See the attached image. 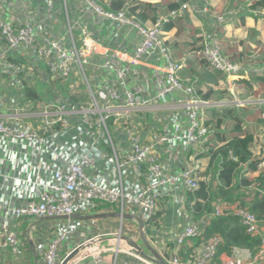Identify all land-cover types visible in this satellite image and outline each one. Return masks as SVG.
<instances>
[{
	"label": "built area",
	"instance_id": "built-area-1",
	"mask_svg": "<svg viewBox=\"0 0 264 264\" xmlns=\"http://www.w3.org/2000/svg\"><path fill=\"white\" fill-rule=\"evenodd\" d=\"M196 8L185 2L144 23L98 0H0V264H62L77 249L67 264L92 257L99 264L106 253L107 264H157L123 236L139 243L145 236L171 264L264 262V223L239 201H216L200 219L187 206V192L201 181L217 184L208 167L210 148L219 145L210 100L180 72L204 59L242 105L235 78L248 70L222 52L221 14L200 49L173 56L164 25ZM200 9L212 15L208 3ZM262 140L264 129L255 136ZM256 156L264 172V157ZM170 207L175 224L153 221ZM91 214L101 216L71 218ZM227 214L261 237L254 255L235 249L218 262V235L194 241L212 217ZM113 215L119 230L101 220ZM28 219L35 223L24 227ZM45 221H52L47 231L36 234Z\"/></svg>",
	"mask_w": 264,
	"mask_h": 264
},
{
	"label": "trees",
	"instance_id": "trees-1",
	"mask_svg": "<svg viewBox=\"0 0 264 264\" xmlns=\"http://www.w3.org/2000/svg\"><path fill=\"white\" fill-rule=\"evenodd\" d=\"M98 1L105 9L110 11L118 12L125 9L130 14L136 15L144 23H155L160 17L167 15L170 11L179 9L185 1L187 2V0H179L165 4L164 6H157L151 2H144L142 0ZM242 3L243 6L240 10L241 20H244L245 16L253 11L264 9V0H242ZM176 20L165 23L164 30L165 28H170ZM221 28L222 25L216 27L215 35L218 40L220 39ZM202 42L203 36L197 37L187 52L200 49L203 46ZM223 54L226 55L225 53ZM183 55L185 53L179 57ZM226 56L233 62L245 63L234 59V57ZM249 63L251 62L249 61ZM199 68L203 70L201 71ZM215 72L218 71L210 70L204 59H195L188 62V65L180 72V75L184 79H196L195 87L197 92L204 99L212 100L218 98L217 95L224 93V91L215 89L214 84L208 85L207 90H203L200 87L204 83L213 80L217 81ZM245 74L246 72L237 76L235 82L240 83L243 81L238 78L243 77ZM250 80L257 82L260 87H264V75H252L246 81L249 88L252 87L249 82ZM250 118L259 120L262 118V111L250 112L234 105H223L219 109H212V114L208 121L213 130L211 139L215 141V146H219H212L210 148L208 171H211L213 177L217 179V184L208 185L201 181L200 187L197 190L187 192L188 209L194 210L197 218L200 219L207 214L213 213L216 201L226 200L231 202L239 201L240 205L248 208L256 215L260 222L264 223V172H261L255 179H251L243 174L245 169L249 171L257 170L258 163L261 160L252 151V146L256 145V134L251 131L252 129H247L248 125L246 124H249ZM262 122H264L263 118ZM255 183L257 189L253 191L252 185ZM162 212L163 209L159 210L154 216L153 221L158 220ZM149 223L146 225L147 234H151L152 231L148 226ZM215 235L221 238L217 249V261L220 260L221 254H230L233 249L244 248L255 253L261 245V237L248 233L246 226L243 225L239 216L235 214L212 217L204 229L203 236L194 241L199 244L201 241Z\"/></svg>",
	"mask_w": 264,
	"mask_h": 264
},
{
	"label": "crops",
	"instance_id": "crops-1",
	"mask_svg": "<svg viewBox=\"0 0 264 264\" xmlns=\"http://www.w3.org/2000/svg\"><path fill=\"white\" fill-rule=\"evenodd\" d=\"M142 1L151 2L157 6H164L165 4L177 2L179 0ZM187 2H190L198 8H196L195 11H187L183 17L174 21L170 28H165V37L172 49L173 55L179 57L188 51L197 37H201L208 33H214V29L217 26L215 15L223 14L225 16V22L222 24L219 39L222 51L231 58L234 57V59L242 63L245 62L243 64L248 69L243 77L238 78L243 81L237 83L240 87L239 97L242 101V105L235 104L232 95L227 90L221 88L220 82L225 77L222 73L215 72L217 81L213 80L201 85L200 88L203 90H207L208 85L211 86L214 84L215 89L224 91V93H219L217 95L218 98L210 100L211 107L208 110L210 111V117L212 109H219V107L223 105H234L250 112L263 111L264 87H260L257 82H252L250 80L249 82L252 87L249 88L246 81H248L252 75H264V9L253 11L247 14L244 20H241L240 10L243 6L242 0H187ZM205 2L208 3L211 8V16L203 14L200 9ZM249 61L251 63H249ZM199 67L201 66L199 65ZM199 69L201 71L203 70L202 68ZM249 123L252 125L251 131L256 134V140H258L260 131L264 129L262 118L259 120L250 118ZM252 151L255 155L256 152H261V155L264 157V140L252 146ZM260 173L258 169L255 171L245 169L243 171V174L251 179L257 178ZM101 220L106 227L117 230L120 228V221L117 219L116 215ZM125 220L131 222L129 218ZM177 220V213L175 208L172 207L163 209L162 215L159 217V222L164 223L166 226L175 224ZM236 249L240 252H248L251 255H254L258 251L253 253L244 248ZM234 250L235 249H233V251ZM186 251L187 249L183 248L181 254L183 256L186 255ZM230 254L223 253L220 255V259H225ZM110 260V253H106L99 264H107ZM79 264H97V262L92 257L81 261ZM262 264H264V262Z\"/></svg>",
	"mask_w": 264,
	"mask_h": 264
},
{
	"label": "water",
	"instance_id": "water-1",
	"mask_svg": "<svg viewBox=\"0 0 264 264\" xmlns=\"http://www.w3.org/2000/svg\"><path fill=\"white\" fill-rule=\"evenodd\" d=\"M33 95L36 96L35 92H32ZM101 215L97 214H91V215H72L71 218H97L100 217ZM144 226V221L139 219V227L141 230H143ZM144 234V232H143ZM124 240L127 241V243L137 252L141 257L148 259L150 261H153L157 264H171V261L165 258L162 254L157 251V249L151 244V242L143 236V245L127 236H123ZM79 250H75L73 253H71L68 257H66L62 264H67L69 260H71Z\"/></svg>",
	"mask_w": 264,
	"mask_h": 264
},
{
	"label": "rangeland",
	"instance_id": "rangeland-1",
	"mask_svg": "<svg viewBox=\"0 0 264 264\" xmlns=\"http://www.w3.org/2000/svg\"><path fill=\"white\" fill-rule=\"evenodd\" d=\"M37 90H39L40 88L38 87V88H36ZM246 125H248V127H247V129H251L252 127V125L249 123V124H246ZM50 222H52V221H45V222H43V223H40V224H37V232H36V234L37 233H39V232H46L47 231V225H48V223H50ZM32 223H35V220H33V219H28L26 222H25V224H24V227H29ZM140 243L142 244V241H140ZM143 245V244H142Z\"/></svg>",
	"mask_w": 264,
	"mask_h": 264
}]
</instances>
